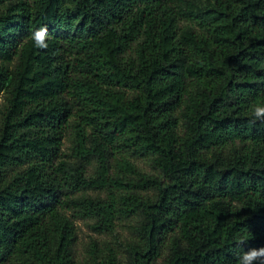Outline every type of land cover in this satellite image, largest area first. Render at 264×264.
<instances>
[{"label": "trees", "instance_id": "16d2710c", "mask_svg": "<svg viewBox=\"0 0 264 264\" xmlns=\"http://www.w3.org/2000/svg\"><path fill=\"white\" fill-rule=\"evenodd\" d=\"M0 98V264L264 246V0H0Z\"/></svg>", "mask_w": 264, "mask_h": 264}, {"label": "clouds", "instance_id": "9594fccd", "mask_svg": "<svg viewBox=\"0 0 264 264\" xmlns=\"http://www.w3.org/2000/svg\"><path fill=\"white\" fill-rule=\"evenodd\" d=\"M48 27L47 25L36 29L31 34V40L34 42L36 48L47 49L48 48ZM253 121L264 120V104H256L250 109ZM246 241L239 240L238 246L241 247ZM236 264H264V246L259 248L252 247L248 250L236 252Z\"/></svg>", "mask_w": 264, "mask_h": 264}, {"label": "rangeland", "instance_id": "374dc122", "mask_svg": "<svg viewBox=\"0 0 264 264\" xmlns=\"http://www.w3.org/2000/svg\"><path fill=\"white\" fill-rule=\"evenodd\" d=\"M3 99L0 98V105L2 104ZM69 147V141L65 142V150L67 151ZM137 163L143 167L146 170H149V166L148 164L144 161V160H138ZM76 224L78 227V232H79V243H78V255H80L79 257H83L84 255V248L86 246V244L90 241V239H98V240H111V241H115V243H117L118 241L124 239L127 237V231L125 230V228L123 226H119L116 231L114 232V234L111 235H99L97 233H95L89 224V221L87 220H76Z\"/></svg>", "mask_w": 264, "mask_h": 264}]
</instances>
